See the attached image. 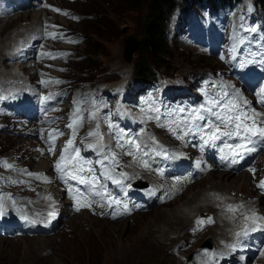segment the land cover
Instances as JSON below:
<instances>
[{"label": "rangeland", "instance_id": "1", "mask_svg": "<svg viewBox=\"0 0 264 264\" xmlns=\"http://www.w3.org/2000/svg\"><path fill=\"white\" fill-rule=\"evenodd\" d=\"M13 1L14 0H12V2ZM247 2L249 10L259 7L253 0H247ZM23 4H26L28 7L22 8L15 5L18 7L14 9L9 8L11 13L9 14L10 16L7 17H9V19H15L14 17L19 16L25 11L44 10L39 13H46V16L42 20L46 21L47 25L40 27V30L43 31L44 35H48L46 29L50 30L54 28L51 32L55 34L53 36L49 35L43 45L49 49L56 50L57 53L54 52V55L49 54V56L44 57L45 61L51 60L54 63V66H49L48 70L37 69L35 61H27V63L20 64L18 67V63H9L13 67H16L15 70L20 72L19 77L21 80L24 81L29 79L31 84L35 87H29L26 82H20V85L26 84L29 90L34 92L38 90L39 87L47 89L48 91L50 89L49 98L47 100H49V103H52L53 100H57L58 102L62 101L60 105L66 107V111L68 112L67 115L76 110V104L81 105V101L79 100H82L85 95L80 91V88L85 81H89L94 85L110 84L111 87L109 90L118 89L121 92L124 91L126 81L132 78L134 62L137 59L136 52L131 63L126 61L125 39L130 35L135 36L137 39L141 37L145 18V7L147 4L146 0H41L38 2H35V0H24L20 5L22 6ZM191 4L194 5L196 3L191 2ZM30 6L33 7L32 10ZM0 7L8 9L2 2H0ZM39 13H32L28 16L21 17L19 22L13 24L9 23V28H5L4 33H1L0 41L4 45L13 43L14 46V43L19 41V38L24 36L27 37V33L21 32L17 35L18 38L16 36L14 37V41L9 40V34L11 32L16 30L19 31L20 28H36L37 25H33V17L35 14ZM60 13H66L64 15L67 18L64 19L60 17ZM180 13V11L176 12L172 18L173 27L169 26L168 28L171 36V53L167 68L160 70L161 73L167 76L162 77L158 87L152 91L153 94L148 93L150 88L139 90L137 96L142 102L131 101L130 107L123 106L120 107L118 111H114L111 103L108 104L112 113H128L126 115V121L108 116V109L105 108L104 103L98 100L96 110H98V105L100 104L101 110L99 114L103 112L105 116L101 118L96 116L97 119L92 120V122H97V124H99L101 121L104 125V129L109 128V123L112 126L117 124L115 129L113 127L115 131L119 133L122 130L128 131V129L131 128L128 125L129 118H139L136 113H142L132 110V115L129 113L131 107L140 105L142 109L146 110L144 112L150 114L154 119H156V117L159 118L158 121L156 119V121L153 120V122L158 123V125L163 122L165 123L163 125L175 128V123L172 122L187 119L188 114L192 112V110L206 107V102L210 99L222 97L221 103H226L229 99H235V97L232 96L234 92L232 89L235 88L229 90L231 82H225V79H231L232 77L233 82H236L235 79H238L241 84L245 85L249 81V78L240 79V77L234 73L237 72V70L239 75L242 71L247 72L250 66L253 67L252 70L259 71V67H257V63H254V61H261L259 63L264 64V58L248 61L244 56H237L240 54H264V40L260 41L258 46H252L249 49L247 47H242V40L238 36V32H242L240 29V10L229 12L224 18L220 17L218 21V18H216L204 19L200 22H198L199 18H195L192 15H188L185 20L180 21ZM244 14L246 15L245 12ZM220 21H222L221 24ZM254 21L255 31H257L261 39H264V13L258 12L254 14ZM246 25H248L247 22ZM221 26L223 31L226 29L228 30L227 35L224 34V32L220 34L222 32ZM3 27H5L4 23L0 24V29ZM24 29H21V31ZM126 29L128 31L123 33ZM61 31H64L63 36L59 34ZM206 32H208V36L206 35L205 38L202 39L200 34ZM213 33L220 35H215ZM249 35V33H246L247 37H249ZM80 37L84 39V42L83 40H81L80 43L78 42ZM221 37H225L230 41L229 49L231 58L234 59L237 56L234 62H225L221 59L220 56H225L227 53L225 44L219 45L217 49L214 48V45L221 41ZM49 39H51V42H49ZM9 41L10 43H8ZM52 55L54 57H52ZM29 56L33 55L30 54ZM39 56L43 58L42 55ZM85 60H91V68H85V64H83ZM23 66L27 67L24 71ZM44 67H46V65H44ZM6 69H11V67L6 65V67L4 66L1 68V73H4L3 75L0 73L1 80H3V82L12 83L13 91H16L20 85L13 81V77L9 75V70ZM78 71L81 72L79 73ZM38 72H41V75H38ZM83 72L87 73L82 74ZM254 72L255 71H252L250 73ZM207 73L210 79L208 85L204 79V75ZM49 75L62 79H60L61 81H53V78H49ZM37 77H39V81L36 80ZM44 83H46V86H44ZM118 84H120V86L116 87L115 85ZM213 84H215V86ZM246 85L254 86L255 84L250 83ZM176 86L180 88L190 87L177 89ZM99 87L103 86L101 85L98 86V88ZM239 87L240 86L237 85L238 90ZM89 88V84L83 86L84 91H88ZM7 89L8 88L0 86V154L5 155L1 159L7 161L12 158L21 165L36 169V166L42 162L40 156H37V154H39L37 151L38 148L34 147L36 143L33 144V147L30 149L31 154H26L24 149L26 144H30L26 141H37L35 137L37 131H35L36 134L32 136L29 135L28 132L34 129L39 130L45 127L48 128L46 124L47 121L43 122L41 127H37L39 124L37 122L40 121L30 122L29 119L24 118L23 115H25L26 111L20 114V110H18L20 107L12 105V101L19 102L21 97L11 96L10 98L12 99L6 98L4 94L8 92ZM243 90L249 95V92L245 88H243ZM40 91L42 90L40 89ZM171 92L175 94L174 97H169ZM162 95L165 96L166 102ZM24 96L26 98L28 97V91L24 93ZM179 98H192L193 100L189 104L187 103L188 101L185 100L182 106L173 105L174 101ZM42 100H45L43 96L40 97V102H42ZM168 101L172 104H168ZM186 108H188V110ZM157 109L159 111H157ZM83 112L84 114L81 112V115L84 118L85 125H87V123L91 122V119L86 109H84ZM147 113L144 116L146 119H148ZM11 115H14V118L17 119H13L10 117ZM66 117L67 125H69L71 121L69 120V116ZM4 120L5 122H3ZM135 128L137 129V126ZM160 128V134L162 131L167 130V127L160 126ZM48 129L52 130V128ZM84 133H86V129ZM129 133H131V130ZM131 134L137 138V134L133 132ZM147 135L150 138L154 137L155 133L152 130H148ZM79 142L80 140L78 139L76 147L80 149V156L90 161V152H86L85 149L87 148L84 145H80ZM91 150L92 149H90V151ZM32 156H34V158ZM101 159L102 155L98 154V160L100 161ZM1 163L0 175L1 172L6 173ZM188 171L190 172H188L185 177H192L193 171ZM118 172L120 173L123 171L118 170ZM23 174L24 172L17 171L14 173L15 178L12 177L13 179L18 178L22 180L24 179ZM52 174L53 172H51V175ZM217 176H220V173L204 178L201 183L190 187L185 194L173 204L150 209L148 212L141 213L123 222H111L109 218L105 216L98 219L97 208H89V210L81 209L79 211L71 209L72 212L75 211L74 215H72L71 212L69 213V210L66 209L64 217L59 220L60 225L56 227V230H58L55 231L56 234L50 233L38 236L23 235L19 238L9 240L0 236V264H191L194 262V254L198 250L213 249V245L216 244V241L213 240L212 231H205V229L199 226L202 230V236H198L197 238H199V240L196 244L194 243L192 248L184 252L183 258H176V256L171 254V249L174 245L168 250L164 247L163 250L156 248L160 245L161 238L164 235L166 237V233L173 239H176L174 229H172V227L165 228V230H162L163 234L161 235L158 234V229H160V227H165V225L170 226L172 224L166 216L170 210H175L177 207L183 206V204L192 196L194 197L195 194L208 191L211 186L217 184L219 181ZM239 176V174H230V178L233 181L238 179ZM263 176L262 179L264 178ZM8 177L11 182H13L11 175H8ZM136 178L141 179L142 177L139 176ZM138 183H142L144 186H136ZM145 183L143 179L137 180L132 183V186L137 189L136 191L144 190L147 188ZM260 184L261 183L255 182L254 180L252 181L250 177H248V184H244L243 181L242 187L239 188L238 197L247 194L250 196L254 195L256 198L261 196L263 192L262 187L259 186ZM17 186L23 187V189H19ZM29 187L35 188V185L29 183ZM129 189L134 188L126 185L125 193H127ZM23 190L24 182H19L16 185V192H18L19 196H26L23 194ZM234 193H232V195ZM247 198L250 200L248 195ZM263 198H261L262 202ZM63 201L70 202L67 192L63 194ZM65 202L60 204L59 207H69V205H65ZM3 203H5L4 199ZM140 204L141 202L138 201L133 203L132 206L138 208ZM146 209L147 207L143 210L145 211ZM123 210H125L124 205ZM83 212H87L88 214L78 215ZM205 213L208 214L206 211L199 214L206 216L207 214ZM35 214V212L31 213V208H23V214L19 215L17 218L22 222L24 217L27 216L29 220H31L30 217H34ZM194 215H196V213L191 214L189 217ZM223 218L226 219V217ZM190 220L191 218L187 219L184 226H188ZM11 224L16 225L17 220H9L6 222L3 226L4 229L8 230ZM201 230L197 234H200ZM188 234H186V236ZM23 238H25V240L22 241ZM40 239L43 243L37 246V244H39L38 240ZM139 240H141V242H139ZM181 242L187 243L186 240ZM191 242L193 241H190V244ZM206 242L209 243L211 247H204ZM167 243L168 242H166V244ZM135 247H137L139 251H137ZM182 252L183 251H181V253ZM207 252H212V250L199 252L195 260L196 262L193 264H198L197 260L200 261L201 255ZM133 254L135 255L133 256ZM139 255H141V257ZM227 257H229V255ZM236 262L239 261L236 259Z\"/></svg>", "mask_w": 264, "mask_h": 264}, {"label": "bare ground", "instance_id": "2", "mask_svg": "<svg viewBox=\"0 0 264 264\" xmlns=\"http://www.w3.org/2000/svg\"><path fill=\"white\" fill-rule=\"evenodd\" d=\"M22 1L24 0H14L13 2L12 0H0V2L8 7V9L0 7V17H5L0 18V24L4 23L5 26L0 29V35L1 33H4L5 28H9V23L13 24L15 22H19L21 20V17L44 11H25L22 12L19 16L14 17L15 19H9V17H7L10 16L9 14L11 13L9 8L14 9L18 6L22 8L28 7L26 4H23L21 6L20 3H22ZM38 1L41 0H35V2ZM30 7V9L32 10L33 7ZM45 16L46 13L35 14V16L33 17V25H37L36 28H20L19 31L16 30L14 32H11L9 34L10 41H14V37H17V35H19L21 32L27 33V37L24 36L22 37L23 39L19 38V41L17 43L15 42L14 46L13 43L4 45L0 41V73L2 72V67H6V65L10 66L11 69L6 70H9V75L12 76L13 81L18 83L19 85L21 84L20 82H22L21 78L19 77L20 72L15 70L16 67L10 65L11 63L9 64V60L13 58L22 59L21 64L27 63V61H35V66L40 70H48L49 66H54L53 61L44 60V57L49 56V54L54 55V52L57 53L56 50L49 49L43 45L49 35L53 36L55 34L51 31H48L49 29H46L48 35H44L43 31L40 30V27H43V25H47V22L42 20ZM21 29L24 30L21 31ZM10 41L8 43H10ZM30 54L33 56H29ZM39 55H42L43 58H41ZM53 55L52 57H54ZM259 62L261 61H254V63H257V67H259V71L252 70L253 67L250 66V69H248L247 72L242 71L239 75L237 70V72H235L234 74L239 76L241 79L246 78V73L255 71L256 73H258V79L264 78V66H262L264 64ZM44 65H46V67H44ZM24 69H27V67L23 66V71ZM3 74L4 73H1V75ZM49 78H53V81H61L60 79H62H59L58 77H54L52 75H49ZM36 80L39 81V77H37ZM235 80L236 82H233L231 77V79L226 78L225 82H231L229 90L235 88L232 89V91L238 90L237 85L240 86L238 91L242 96V100H238L237 102L241 105V107H245L246 105L244 102L246 101L247 106H250L255 110L256 113L260 114L259 116L254 118L258 121H264V113H262L264 104L258 102V96L256 95V93H259L261 87H264V83L260 87H255L252 85H243L238 81V79ZM213 85L215 86V84ZM0 86H2L3 88H8V92H5L4 94L6 98H10L11 96H17L19 98L21 97V100L19 102L12 101V105L20 107L18 108V110H20V114H22L23 111H26L25 115L29 117L34 115L33 118H30L29 120L30 122L40 121L37 122L39 123L37 127H41V125L45 121H52L53 128H62L65 133L72 132L67 125L66 116L69 115H67L68 112L66 111V107L64 105H60L62 101L58 102L57 100H53L52 103H49V100L45 99L40 102V97L43 96L44 98H46L49 95L50 89L48 91L47 89H42L41 87H39V89L34 92L32 90H29V87L26 84H22L16 91H13V84L10 82H3V80H1V77ZM243 88H245L249 92V95L244 92ZM40 89L42 91H40ZM27 91L28 97L26 98L24 96V93H26ZM27 106H32L34 107V109H38V111L41 110L42 113L39 115V112L29 111L30 109H27ZM90 113L95 114L93 109H88L89 116ZM146 113L147 112L136 113L138 114L139 118H129L128 125L131 128H129L128 131L122 130L119 133L113 129V126L111 129H99L100 133L103 134V144L105 145V151L107 152L114 149L117 152L118 158L127 156L125 154V149L132 150L131 146L126 143L128 140H135L136 143L142 145L140 153H134L133 155H130L129 165L126 169L118 168L117 165L113 166L110 162H107L105 164V167L100 166L103 169V172H105L108 168H112L111 174H109L111 178L105 179L101 175V173L98 175V184L105 186L103 189H101V191L110 194L111 197H115L116 200H119L121 202L120 205L117 206L115 204H112L111 199L107 201H101L100 197H91L95 202L91 203L90 207L81 206L80 208L85 210H89V208H97L98 219L102 216H105L108 217L109 221L111 222H123L131 219V217L133 218L136 215L148 212L150 209H156L173 204L179 198H181L190 187L201 183V181L208 176L210 177L213 174L220 173V176H217L219 178V181L217 182V184L211 186L208 191L195 194L194 197L192 196L190 199H188L183 204V206H179L175 210H170L169 213L167 212L168 215L166 216L169 222H172V224L170 226L165 225V227H160V229H158V234L161 235L163 234L162 230L172 227L176 234V239H173L168 233H166V237L164 235L161 238L160 245H158L156 248L159 250H163L164 247L166 248V250H168L171 246L174 245L171 249V254L173 256H176V258H183L185 254L184 252L192 248L194 243L196 244V242L199 240V238H197L198 236H202V230L199 228L200 226L205 229V231H212L213 240L216 241V244H214V249L212 250V252L203 253L201 255L200 261L197 260L198 264H264V187H262L263 194L261 196H258L257 198L256 196H250L249 194L247 195L250 200L247 198V195L238 197L239 188L242 187L243 181L244 184H248V177H250V179L252 181L254 180L255 182H264V179L262 180V176L264 175V147L258 148V150L251 155H247L245 159L240 161L239 163L229 165L228 161L221 160V155H223V153H221L219 149L223 147L222 141L217 142L216 148L204 146L203 151H201V141L197 136L189 135L183 136L182 139H178L177 136L182 135V133L180 131V128L176 127L174 128L175 134L167 130L162 131L160 134V126L158 125V123L153 122V120L156 121V119H154L148 113V119H146L144 117ZM98 116L101 118L105 115L103 112H101ZM10 117H12L13 119H17L14 118V115H11ZM3 122H5V120ZM178 122H180V120L172 123ZM162 124L165 123L162 122ZM96 125L97 122H92L91 119V122L87 123V125L83 123L82 126H80L79 129L76 130V144L79 139V144L82 146L84 145L87 148L85 149L86 152H90V149L87 147V145L96 142V139L94 137H88V133L94 131L96 129ZM136 126L137 129L135 128ZM258 126H264V124ZM47 127L49 128V126ZM48 128L45 127L39 129L37 134L39 132H45L46 130H48ZM85 129L86 133H84ZM130 130L131 133L133 132L134 134H137V138L129 133ZM148 130H152L155 133V143H153V141L147 135ZM28 133L31 136L36 134L34 130L29 131ZM36 139L37 141H26L30 144H26L24 151L26 154H31L30 149L33 147V144H37H35L34 147L38 148L37 151L39 152V154H37V156H40L42 162L36 166L35 170L41 171L43 173L45 172V174L48 173L50 176H53L55 174V185L51 187L43 182L38 187L35 186V188H30L29 183L33 184L30 182V180L38 178L30 177L29 175H26L24 173V179H13V177L15 178L14 173L20 171V169L15 167L11 173L8 170L4 169L6 173L1 172L0 175V186L3 188L1 190L2 195L0 196L5 200V203H3L5 211L3 215H0V222H8V218L11 214H13V217L17 219V223L21 222L17 217L23 214V208L15 207L16 197L19 196L18 192H16V185L19 182H24L23 194L29 198L34 199L32 200V202H36L40 200V198H53L52 200L55 201H63V194L66 192L63 188L64 184L57 172H54L53 170L54 163L59 158L61 149H63L67 144L66 138H55L53 140L55 151H58V153H55V155H51L49 153L48 146L46 145V142H48L47 140H42L40 138ZM118 141L123 145V148L117 146ZM229 143H235V141H229ZM144 145H147L148 147L145 149L143 148ZM161 148L164 150L163 153L161 152ZM132 151L134 152V150ZM145 151H147V155H144ZM4 156L5 155L0 154V161L3 163L7 162V164H11L12 162L8 163L9 160L5 161L1 159ZM136 156H142L144 160H147L149 162V168L146 169L140 163H137L135 159ZM32 157L34 158V156ZM198 161L200 162L199 167H197ZM91 167L94 168L95 164H91ZM250 168L253 169V171H249ZM50 169H52V171H49ZM118 170L123 171L126 176L121 177ZM160 170H163L162 174ZM188 170L193 171L192 177H185V175L190 172ZM51 172H53L52 175ZM97 173L98 171L96 170L95 176ZM232 173L239 174V178L235 179L234 181L231 180L230 174ZM8 175H11V177L13 176V182H11ZM139 176L142 177L141 180L143 179L149 183V188L144 191L129 189L128 192L125 193L126 182ZM38 177L41 178L39 175ZM114 181L121 182L115 183ZM68 183L79 187L83 192H85V195L88 194L83 185H76V182L71 180H69ZM17 187L19 189H23V187ZM232 193H234V196L232 195ZM261 198H263V202L261 201ZM138 201L141 202L140 206L138 208H134L132 204ZM81 203H83V201ZM100 203H104V206H99ZM125 204L127 205V211L123 210V205ZM33 206L38 208L41 207L40 204ZM146 207L147 209L144 211L143 209ZM66 209L69 210V207H61V214L64 215ZM204 211L208 212V214L205 213L208 215L207 219L200 218V216L203 215H200L199 213ZM34 212L36 213L34 217L37 218L39 222L43 223L45 226L49 224L50 218L48 216L43 215L41 212H36L31 208V213ZM193 213H196V215L189 217ZM86 214L88 213L83 212L78 215ZM223 217H226V219H224ZM26 218L27 219H25L24 217L22 220V222L27 221L28 226L26 230H34L33 226H31V220H29L27 216ZM189 218H191L189 225L184 226L185 221ZM253 218L256 219L253 220ZM209 219L211 220L210 223L207 222ZM201 220H204L205 223L199 224L198 221ZM200 230L201 233L197 234ZM245 231H247L246 235L243 234L245 233ZM186 234L188 235L186 236ZM23 240H25V238H23L22 241ZM40 240H38L39 244H37V246L43 243L42 240ZM141 240H139V242H141ZM185 240L187 241V243L181 242ZM190 241L193 242H191L190 244ZM166 242L168 243L166 244ZM164 244L166 245L163 246ZM135 248L137 249V251H139L137 247ZM181 251L183 252L181 253ZM134 255L135 254H133V256ZM228 255L229 257H227ZM139 256L141 257V255ZM236 259L239 262L236 263Z\"/></svg>", "mask_w": 264, "mask_h": 264}, {"label": "snow or ice", "instance_id": "3", "mask_svg": "<svg viewBox=\"0 0 264 264\" xmlns=\"http://www.w3.org/2000/svg\"><path fill=\"white\" fill-rule=\"evenodd\" d=\"M66 14V13H64ZM255 31V29H250ZM223 59V57H221ZM227 95V94H225ZM258 96V102L264 104V87H261L259 93H256ZM232 96L235 99H229L226 103H221L222 97L216 99L208 100L207 106L199 109H194L188 114V118L182 120L178 123H175L176 128H180L182 135L177 136L178 139H182L183 136L195 135L201 141L200 149L203 151L204 146H209L212 148L217 147V142L222 141L223 147L219 149L223 155H221V160L228 161L229 165H234L244 160L247 155H251L256 152L258 148L264 147V126H258L264 124V121H258L254 117L259 116V113H256L254 109L250 106H247L245 101V107L237 102L242 100V96L238 90H235L232 93ZM46 100L48 97L45 98ZM157 111H159L157 109ZM82 110L77 107L73 113L72 122L68 125L72 129L73 139H70L67 144L61 149L59 158L54 163V171L57 172L60 179L65 182L68 186L70 195L73 196V199L76 203V210L79 211L80 207H90L91 203L95 202L89 197H100L101 201H107L111 199L112 204L117 206L120 205V201L116 200L115 197H111L110 194H107L101 189L105 186L98 184V178L95 176V169L91 167V162L86 160L84 157L80 156V149L75 146L74 137L76 135V130L82 126L84 118L81 115ZM90 119H97L94 113H90ZM159 120L158 117H156ZM182 125V127H181ZM161 127H167V130L174 133L173 127H168L166 125L160 124ZM109 128H112V125L109 123ZM175 134V133H174ZM60 133L54 132L52 136H58ZM88 137H94L96 139L95 143H90L87 145L89 149L96 151L98 154L102 155V159L98 161L101 167H105L106 162H110L113 166L119 163L116 158L115 152L111 150L105 151V145L103 144V134L99 131V124L96 125V129L88 133ZM52 137L50 136V140ZM150 139L155 143V138L150 137ZM229 141H235V143H229ZM131 146V149H125L126 155H133L134 153H140L142 145L136 143L135 140H128L126 142ZM117 146L123 148V145L117 142ZM147 145H144L143 148H147ZM159 147V146H158ZM48 151L50 154L55 155V145L49 143ZM161 148V152L163 153ZM43 154V153H42ZM147 151L144 152V155H147ZM136 162L140 163L144 168H149V162L144 160L142 156L135 157ZM199 161L197 162V167H199ZM5 167L11 169L13 166L4 162ZM112 171V168H108L107 171L102 172L101 175L105 179L111 178L109 173ZM161 174L163 170H160ZM253 171V169H249ZM30 177L39 178L38 175L27 173ZM121 177L126 176L125 173L120 172ZM75 181L76 185H83L87 190L88 195H85L79 187L75 188L73 192V185L68 184V181ZM49 182V181H45ZM115 183H120V181H114ZM18 183V182H16ZM260 187H264V182H262ZM83 201V203H81ZM101 207L104 206V203H100ZM125 210L127 211V205H124ZM3 203H0V215L4 214ZM50 216L54 213H49ZM25 219H27L25 217ZM256 218H253L255 220ZM207 222H211L209 219ZM199 224H204L205 221H198ZM247 234V231L243 233Z\"/></svg>", "mask_w": 264, "mask_h": 264}, {"label": "trees", "instance_id": "4", "mask_svg": "<svg viewBox=\"0 0 264 264\" xmlns=\"http://www.w3.org/2000/svg\"><path fill=\"white\" fill-rule=\"evenodd\" d=\"M211 1L214 5L223 7H232L240 2V0ZM256 1L264 10V0ZM186 2L187 0H146L145 18L139 38L140 46L137 51V59L134 62V79L145 84H153L157 80L156 73L167 68L171 53L169 22L178 7H188ZM88 61H83L87 69L91 68L92 64L91 60ZM86 73L83 72L82 74Z\"/></svg>", "mask_w": 264, "mask_h": 264}, {"label": "water", "instance_id": "5", "mask_svg": "<svg viewBox=\"0 0 264 264\" xmlns=\"http://www.w3.org/2000/svg\"><path fill=\"white\" fill-rule=\"evenodd\" d=\"M128 30H124L123 33H126ZM140 40L135 36L130 35L125 39V59L128 63L133 61L134 54L139 50ZM204 247H211L209 243H205Z\"/></svg>", "mask_w": 264, "mask_h": 264}]
</instances>
